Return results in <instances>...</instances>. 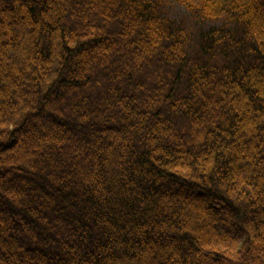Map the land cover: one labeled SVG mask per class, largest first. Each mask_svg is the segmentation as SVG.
<instances>
[{"label": "trees", "instance_id": "1", "mask_svg": "<svg viewBox=\"0 0 264 264\" xmlns=\"http://www.w3.org/2000/svg\"><path fill=\"white\" fill-rule=\"evenodd\" d=\"M0 264H264V0H0Z\"/></svg>", "mask_w": 264, "mask_h": 264}]
</instances>
